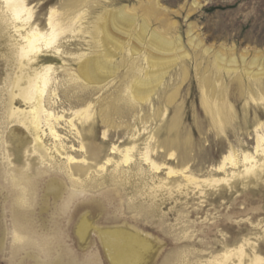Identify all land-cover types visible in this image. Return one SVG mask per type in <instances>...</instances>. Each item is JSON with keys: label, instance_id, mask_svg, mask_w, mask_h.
Masks as SVG:
<instances>
[{"label": "rangeland", "instance_id": "rangeland-1", "mask_svg": "<svg viewBox=\"0 0 264 264\" xmlns=\"http://www.w3.org/2000/svg\"><path fill=\"white\" fill-rule=\"evenodd\" d=\"M65 1L27 3L34 10L33 20L40 19L46 25L50 9L59 14L65 12ZM83 4L86 7L81 19L89 33L68 39L62 59L54 62L60 68V99L66 108L69 101L77 103L86 93L81 83L75 81V74L79 55L94 45L92 23L106 11L116 13L123 9L128 19H135L131 28L127 26L115 33L117 47L112 50L116 54L113 60L117 73L94 98L95 102L100 101L98 112L117 108L116 113L112 112L117 126L111 129L107 140L109 149L114 144L122 149L131 146V136L137 129L142 130L139 143L149 136L148 131L157 133L161 141L178 136L187 144L191 139L190 144L175 149L181 167L154 158L166 166L158 176L164 182L167 169L179 170L182 164L191 167L201 182L209 178L214 161L220 162L230 152V144L237 154L243 151L254 155V122L259 118L264 123V88L257 87L260 79L264 83V0H84ZM144 22L150 28L143 42L149 41L155 32L175 46L173 52L157 57L155 67H149L144 60L147 45L135 40ZM3 24L0 18V264H121L104 247V238L115 234L118 239H136L145 246L139 251L141 254L137 253L139 256L125 259L123 264H215L247 239L261 247L264 258V171L240 176L243 168L229 166V172L235 171L237 176L218 189H198L183 182L179 188L170 183L167 190L159 187L157 179L152 181L150 172H138L135 163L122 169L115 179L110 168L105 180L84 177L82 186L76 187L64 172L51 170L39 179L38 188L32 186L30 199L24 204V193L21 195V189L17 186L16 190L11 181L13 168L25 179L24 173L34 176L32 169H28L29 163L34 169L44 166L40 164L41 153L32 134L8 120L11 109L7 108L5 89L19 69L12 54L11 34ZM120 48L125 51L123 54ZM133 49L140 51L134 59L130 54ZM183 54L189 55V60H181ZM173 58L179 62L159 65L161 60ZM210 66L225 71L220 78L212 79L216 90L224 94V112L232 117L228 128L231 132L237 130L229 138L222 134L221 142L216 141L217 131L209 125L199 84L209 75ZM158 70H163V79L151 104L133 103L125 94V86L133 85L136 79H149ZM238 74L243 77L242 83L237 80ZM172 98L174 102L166 105ZM21 102L16 98L15 108L24 109ZM130 106L136 110L131 115ZM166 108L169 111L164 118ZM177 116L178 135L170 133ZM61 130L65 135L66 130ZM103 131L101 127L98 140L93 142L95 152L102 151ZM173 178L172 183L182 180ZM54 181L59 187L56 192L49 188ZM232 240L235 245L227 246ZM250 251L248 248L249 255Z\"/></svg>", "mask_w": 264, "mask_h": 264}, {"label": "bare ground", "instance_id": "bare-ground-1", "mask_svg": "<svg viewBox=\"0 0 264 264\" xmlns=\"http://www.w3.org/2000/svg\"><path fill=\"white\" fill-rule=\"evenodd\" d=\"M83 3L84 0H66L64 3L65 12L59 14L56 9H50L46 25H43L40 19L33 20L34 10L29 7L27 0H0V18L11 34L12 54L19 69V74L15 76L14 80L5 89L8 95L6 100H8V105H10H7V108L11 109L8 120L12 119V123H18L32 134L41 153L40 164L44 166L34 169L29 163L28 169H32L34 176L31 177L29 175V177L28 174L24 173L22 175L26 176L25 179H22L23 177L17 173V169L13 168L14 173L11 175V181L16 190L18 188L21 189V195L24 193L22 199L24 204L27 203V199H30L32 186L38 188L39 179L51 172V170L64 172L71 179L73 187H76L77 184L82 186L84 181L82 178L84 177H86L85 180L93 178L105 180L106 177L104 175L108 173L110 168H113V173L115 174L113 178L115 179L122 169L124 171L126 167H130V165L135 163L139 168L138 172L142 174L146 173V171L150 172L153 175L151 177L152 181L157 179L159 187L167 188V190L170 189V183L172 187L178 184L177 187L179 188L183 182H186L187 185L196 186L198 189L209 187L218 189L237 176L235 171L229 172V166L239 170L243 168L244 170L240 171V176L243 173L248 176L251 172L264 171V123L259 122V118L254 122L256 127L254 130L256 135L254 155L243 151L237 154L234 145L230 144V152L224 155L220 162L214 161L210 174L208 173L209 178L203 179L202 182L201 178L195 176L192 168L186 167L184 164H182V169L179 170L172 167L167 169V182L158 177L160 171L166 166L158 164L156 159H154L155 157L166 162L177 163L178 167H181L179 156L175 149L180 148L185 142L181 141L178 136L174 139L161 141L157 139V133L149 132L147 128L143 130V134L145 135V132L148 131L149 136L139 143L142 140V130L137 129L133 134L131 133V146H125L122 149L114 144L109 149V141L107 140L111 136V129L117 126H115L113 121L112 112L116 113L117 108L112 106L109 109L107 108V111L100 109L98 112L97 104L100 101L95 102L96 99L94 98L101 93L100 90L109 84L110 80L114 79L117 73L113 60L116 54L112 50V47H117L118 40L114 37L115 33L122 32L127 26L131 28L135 19H128L123 9L116 13L106 11L92 23L91 40L94 41V45H89L86 52L79 55L78 73L75 74V81L79 84L81 83L86 93L78 99L79 102L77 103L69 101L70 103L66 108V104L60 99V68H57L54 62L62 59L63 54H65L64 49L68 46V39H71L76 34L85 35L89 33V31L87 32L89 28L84 27L85 23L81 19L82 12H84L83 9L86 7ZM149 28L150 26L144 22L141 26V32L135 40L142 46L144 44L147 45L144 60L149 67H155L157 66V63H155L157 57L173 52L175 46L173 42L166 41L155 32H153L149 41L143 42V37L147 35ZM120 52L123 54L125 51L120 48ZM139 52V50L133 49V52H130L131 57L138 55ZM189 57V55L183 54L180 59L185 61L189 60ZM161 61L159 65L178 63L179 59L173 58ZM220 61L224 62V59L221 58ZM62 68L61 72L64 71ZM207 72L209 75L207 77L204 76L199 84L205 97L203 101L209 125L213 130L217 131L216 141L221 142V136L225 135L229 138V135L236 133L237 130L234 129V132H231L230 128H228L232 122V117L224 112V108H226L222 102L225 100L224 94L216 90L214 87L215 82L212 79L214 76H216V79L220 78L221 73L225 72L224 69L222 70V67L218 69L211 67ZM162 73L163 70H158L157 75L153 74V77L149 76V73L147 75L149 79H136L133 85L125 86L126 89L128 88L127 91L124 90L126 91L125 94L135 104L141 106L151 104V98L158 91L157 87L162 83L163 78L160 76ZM24 80L26 81L25 84H23ZM237 80L242 83L243 77L241 74L237 75ZM258 82L257 87L263 90L264 83L262 79ZM124 95L122 98H124ZM16 98H20L21 103H24V109L15 108L14 101ZM118 98L120 100L121 97ZM173 102V98L169 99L166 105L169 106ZM120 108L122 110V107ZM128 110L130 115L136 111L131 106ZM168 111L169 109L166 108L163 115L164 118ZM178 121L177 116L173 125H171L170 133L178 135L180 130ZM101 127L104 129L103 139L100 143L102 151L95 152L93 151V142L98 140ZM62 128L66 130L65 135L62 134ZM208 141H211L210 137H208ZM49 142L51 143L49 144ZM191 142V139L187 140V144ZM238 145L243 147L241 142ZM258 157L260 158L259 160H257ZM137 161L138 163H136ZM173 177H178L182 180L178 181L180 183H172ZM49 188L54 192L59 189L55 181L51 183ZM26 192L27 194H25ZM115 235H107L104 238V247L108 254L116 257L121 264H123L122 261L125 259L132 258L134 260L136 255L139 256L137 253H140V250L143 251V247H145L143 246L144 243L139 240L123 239L122 237L118 239ZM250 241V239H247L236 248L233 247L235 245L233 240L228 241L227 246L231 247L232 245L233 248L218 258L215 264H264L261 247H257L256 244ZM248 248L251 250L250 255L248 254Z\"/></svg>", "mask_w": 264, "mask_h": 264}]
</instances>
